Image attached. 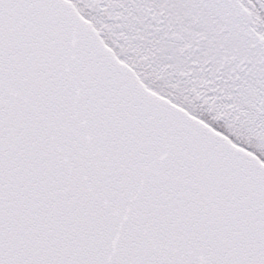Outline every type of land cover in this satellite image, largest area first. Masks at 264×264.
I'll return each instance as SVG.
<instances>
[{"label":"snow or ice","instance_id":"1","mask_svg":"<svg viewBox=\"0 0 264 264\" xmlns=\"http://www.w3.org/2000/svg\"><path fill=\"white\" fill-rule=\"evenodd\" d=\"M0 264H264V0H0Z\"/></svg>","mask_w":264,"mask_h":264}]
</instances>
